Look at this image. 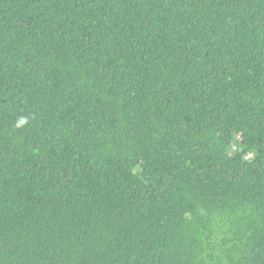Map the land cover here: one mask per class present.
<instances>
[{"label":"trees","instance_id":"trees-1","mask_svg":"<svg viewBox=\"0 0 264 264\" xmlns=\"http://www.w3.org/2000/svg\"><path fill=\"white\" fill-rule=\"evenodd\" d=\"M0 264H264V0H0Z\"/></svg>","mask_w":264,"mask_h":264},{"label":"clouds","instance_id":"clouds-1","mask_svg":"<svg viewBox=\"0 0 264 264\" xmlns=\"http://www.w3.org/2000/svg\"><path fill=\"white\" fill-rule=\"evenodd\" d=\"M20 123H21V124H23V123H24V121H23V120H21V121H20Z\"/></svg>","mask_w":264,"mask_h":264}]
</instances>
